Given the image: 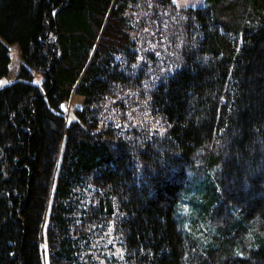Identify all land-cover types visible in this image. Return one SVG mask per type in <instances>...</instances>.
I'll return each instance as SVG.
<instances>
[{
  "label": "trees",
  "instance_id": "1",
  "mask_svg": "<svg viewBox=\"0 0 264 264\" xmlns=\"http://www.w3.org/2000/svg\"><path fill=\"white\" fill-rule=\"evenodd\" d=\"M12 43L0 264H264V0H0Z\"/></svg>",
  "mask_w": 264,
  "mask_h": 264
},
{
  "label": "rangeland",
  "instance_id": "2",
  "mask_svg": "<svg viewBox=\"0 0 264 264\" xmlns=\"http://www.w3.org/2000/svg\"><path fill=\"white\" fill-rule=\"evenodd\" d=\"M173 1L176 3L178 7H195L199 5L203 0H173ZM8 54H9L8 68H7V72L0 77V86L5 85L15 79L22 63L19 49L15 43L8 44ZM40 79L41 76L35 73L34 81L38 82ZM81 103L82 100L80 96H78L75 93L71 94L67 102V113H65V118L68 119V116L71 113V108ZM101 254L103 256L101 255L100 257H98V264H121V262L119 261L123 257L121 243L118 244L117 239H115L113 235L108 234L107 243ZM43 259H44L43 264H47L46 259L45 258Z\"/></svg>",
  "mask_w": 264,
  "mask_h": 264
}]
</instances>
